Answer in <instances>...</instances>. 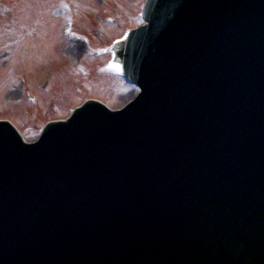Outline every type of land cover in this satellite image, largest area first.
Wrapping results in <instances>:
<instances>
[{"label": "water", "instance_id": "obj_1", "mask_svg": "<svg viewBox=\"0 0 264 264\" xmlns=\"http://www.w3.org/2000/svg\"><path fill=\"white\" fill-rule=\"evenodd\" d=\"M176 1L161 22L182 61L137 58L126 111L86 106L33 145L0 122V264H264V63L221 64L212 85L198 58L225 50L204 31L242 14L264 53V0L210 19Z\"/></svg>", "mask_w": 264, "mask_h": 264}, {"label": "rangeland", "instance_id": "obj_2", "mask_svg": "<svg viewBox=\"0 0 264 264\" xmlns=\"http://www.w3.org/2000/svg\"><path fill=\"white\" fill-rule=\"evenodd\" d=\"M51 1H45L46 5L43 11L45 15L40 16V7L44 4L42 3L43 0H3V3L7 4L6 8L11 7L10 3L13 4L15 7V18L23 15L22 18H25V22L17 25L14 16H12L9 20L11 23L5 24L3 23V18L8 19L9 16L4 15L2 19L0 18V119L6 118L18 122L20 127L27 132L28 140H34L38 136L42 121L66 117L69 114V109L66 105L72 103L73 107L83 99L80 97L73 101L74 95L71 84L80 81L73 74V65L79 55L76 50L73 51L71 47L61 41V29L59 22L54 21L56 18L53 16ZM109 1L111 5H116V8L123 16L127 14L128 18L133 16V3L136 2L138 4L136 0ZM82 3L80 20L82 19L88 24L94 20L96 21L104 12L103 9L101 13L98 10L95 11L96 9L89 10L90 6L97 8L100 6L97 0H83ZM118 3L123 5L118 7ZM47 4L49 5L47 8L50 7V9L46 12ZM11 8L14 9L13 7ZM1 11L0 9V16L2 15ZM29 11L34 12L31 14ZM86 31L90 32V27ZM44 38L46 39L42 40ZM93 43L95 45L104 44L99 39H94ZM18 57L23 60L22 62L25 63L26 69L29 65L27 60L32 61L30 63L33 64L35 62L33 71L29 70L31 73L29 76L30 83L26 88L35 89L34 91L37 93L39 100L40 98L42 99L39 107H33L29 104L23 94L24 85L20 80L16 81L15 79L20 74L19 72L24 70V66H19L22 63L21 60L18 62L16 60ZM91 61L92 59H89L86 63L91 65ZM90 68L95 72L93 77L104 79L105 76L103 74H98L96 69H93L94 67ZM107 81L108 79L101 81L99 84H107ZM114 82H118V79L114 80ZM94 83L96 81L89 88L84 83L85 90H90L85 97L100 98L104 101L109 98L108 102L112 108L123 106L135 95V91L132 88L122 85L120 82V84L114 83L115 87L113 88H107L102 85L101 89L98 87L93 89ZM47 85L49 88L47 93H41V89H44Z\"/></svg>", "mask_w": 264, "mask_h": 264}, {"label": "bare ground", "instance_id": "obj_3", "mask_svg": "<svg viewBox=\"0 0 264 264\" xmlns=\"http://www.w3.org/2000/svg\"><path fill=\"white\" fill-rule=\"evenodd\" d=\"M46 38H44V39H42V40H45ZM41 41V40H40ZM32 55V54H31ZM28 62H29V65L27 66V69H26V67H25V63L24 62H22V63H20V65L19 66H24L23 68L27 71V73L28 74H30L31 75V73H30V71L29 70H31V71H33V67L35 66V62H34V64L33 63H30V62H32V61H30V60H27ZM28 62H26V63H28Z\"/></svg>", "mask_w": 264, "mask_h": 264}]
</instances>
